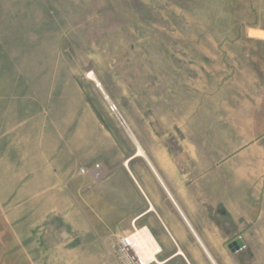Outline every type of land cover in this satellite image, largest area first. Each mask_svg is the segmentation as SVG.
I'll use <instances>...</instances> for the list:
<instances>
[{"label":"rangeland","instance_id":"1","mask_svg":"<svg viewBox=\"0 0 264 264\" xmlns=\"http://www.w3.org/2000/svg\"><path fill=\"white\" fill-rule=\"evenodd\" d=\"M131 140L162 214L181 228L160 180L223 264H264V0H0V264H120L110 236L147 208ZM135 225L174 250L154 214Z\"/></svg>","mask_w":264,"mask_h":264},{"label":"crops","instance_id":"2","mask_svg":"<svg viewBox=\"0 0 264 264\" xmlns=\"http://www.w3.org/2000/svg\"><path fill=\"white\" fill-rule=\"evenodd\" d=\"M92 82L95 83L94 81H92ZM97 86L99 88H101L100 87L101 86L100 84L97 85ZM28 157H29V162L28 163H30V162L33 163V162H36L37 161V164H38L39 163L38 161L40 160L39 157L41 158V153H40V156L37 155V157H35V156H33V155H31L29 153L28 154ZM137 157H140V156H137ZM144 159H146L148 161V163L150 164L149 167L152 170H154L153 166L151 165V161H149V159H148V157H147L146 154H145V158ZM122 165L124 166V164H122ZM124 168H125L126 172L128 173V175L130 176V178L133 181V183L139 189L140 194H141V198L147 204V208L144 211L140 212L137 215V217L135 216L134 219H136V218L139 219L140 217H143L144 215H147V213L154 214L155 218L157 219V221L161 225L164 233L166 234V236L169 238L170 242L172 243V246H173V249L174 250L171 251L167 256H165V258H163V260H161L163 262L162 264H167V263H169V262H171V261H173L175 259H179L180 264H200L196 259L193 258V260H192L190 258L189 254H188L190 252L188 251V248L186 246V240L184 239V233L182 232L181 228L187 229V232L191 235V240H193L192 242L193 243L195 242L198 245V248H199V250H200L203 258L206 260V262H208L209 264H223L221 262V260L218 259L215 256L213 250L211 249V245L214 246L215 243H216V239L213 238V236H214L213 235L214 234L213 233L214 229H212V227H211L212 225L209 222L210 220H209V218H207V214L205 212H203L202 209H200V211H202V213L206 217L201 216V214H200V219L201 220H199V224H198L197 221H195L193 218H191V216L189 215V213L187 212V210L185 209V207L183 206V204L181 203V201L177 200L178 198H177L175 192L173 190H170L160 180L162 182V184H163L164 187L160 183H159V186H160V188H161V190H162V192H163V194L165 196V199L169 202V206H170L169 209H171L172 211H174L177 214V217L180 220L179 221L180 222V226H181V228H180L179 225H177V223H175V221H171V220L168 219V216L167 215L165 216V212L166 211L161 210L163 212V214L160 212L159 208L157 207L156 200L154 201L150 196H148L144 192L143 187L138 183V180H136L135 174L132 172V170H130V168L128 166H124ZM34 170H35V167H33L32 171H34ZM79 174L81 175L80 172L78 173V175ZM154 176H156V175H154ZM217 205L218 206H217V208L215 210V213L216 214H219L220 217L222 216L223 218L227 219L228 221H231V225H232L231 228H233V230L232 231H229V226L224 225L222 223H217V222H215L213 220V225L218 229L217 230V237L216 238H218V234L219 233L222 234V237H221V238H223L222 240H225V242L227 241L226 245H229L228 246V249L231 252L230 255H232L233 257H235V255H233V253H237V252L241 251L242 248H243V246H242V247H239V249H236L234 246H230L231 245L230 244L231 241H233L231 239L230 233L231 232L234 233V231H235V229H234L233 226L236 224V220L233 218L234 216L231 215L227 211V209L224 206V203H222L219 199H218V204ZM150 208H152V209L149 210ZM160 214L162 215V217L164 215V218H162ZM136 220H135V222H136ZM191 225H192V227H191ZM144 226L150 232V230L148 229V227L146 225H144ZM199 227H201V231L199 230ZM126 230H128V229H126ZM123 231H125V230H122L120 233H122ZM115 234H119V233H115ZM150 234H151V232H150ZM112 235H114V234H112ZM112 235L110 237H112ZM204 238H206L209 241L210 246L205 242V239ZM218 239L220 240V238H218ZM239 239L240 238H238L237 240L240 242V244H244L241 241V239L240 240ZM222 240L220 241V243H222ZM161 250H162V248H161ZM234 259L237 260V256ZM238 259H240V260L237 261L238 264H241V263L244 262L242 260V258L238 257ZM236 260H235V263L237 264Z\"/></svg>","mask_w":264,"mask_h":264},{"label":"built area","instance_id":"3","mask_svg":"<svg viewBox=\"0 0 264 264\" xmlns=\"http://www.w3.org/2000/svg\"><path fill=\"white\" fill-rule=\"evenodd\" d=\"M80 173L88 174V171L81 169ZM138 231L144 235V241L147 238L146 244L151 243L148 237H146L148 234L155 243L154 246L157 248L153 254L145 252L146 249L143 239L136 235ZM112 238L111 251L116 256L120 264H159L156 257L162 252L161 247L145 226H136L135 221H133L130 229L119 234H114L112 235Z\"/></svg>","mask_w":264,"mask_h":264},{"label":"bare ground","instance_id":"4","mask_svg":"<svg viewBox=\"0 0 264 264\" xmlns=\"http://www.w3.org/2000/svg\"><path fill=\"white\" fill-rule=\"evenodd\" d=\"M86 77H87V79H89V80H91V81H94L95 82V86L98 88V90L100 91V93L102 94V93H104V92H102L101 91V89L97 86V85H99V82H98V80L96 79V76H95V74L92 72V71H90V70H88L87 72H86ZM101 87V86H100ZM105 94V93H104ZM106 95V94H105ZM107 97V96H106ZM108 98V97H107ZM119 118H120V116H119ZM121 120V119H120ZM123 121V120H122ZM123 126V125H122ZM124 128V127H123ZM124 130L125 131H127L126 130V127L124 128ZM128 135V134H127ZM129 138H134V136H133V134L130 132V137ZM132 142H133V144L135 145V147H136V149H135V152H134V154L132 155V156H130L129 158H128V160L127 161H125L123 164L125 165V164H127V162L128 161H130L129 159H131L132 157H136V156H140V157H142L143 159L145 158V153H144V151L141 149V147L139 146V144H135L134 143V141L136 142V143H138L137 142V140L134 138V141L133 140H131ZM147 161V160H146ZM145 161V162H146ZM152 208H150L149 210H151ZM137 219V218H136ZM136 219H134L133 221H135ZM191 227H192V225H191ZM145 231V230H144ZM143 232V231H142ZM139 238H141V239H143V241H144V235H142L141 233H140V231H138L137 232V234H136ZM146 237H148V239H149V241L151 242L150 244H146V241H147V238L145 239V241H144V243H145V249H146V253H150V254H153L154 253V251L156 250V248L157 247H155L154 245H155V243L152 241V239H151V237H149V234L146 236ZM137 238V237H136ZM158 262H159V264H162L163 262L162 261H160V260H158Z\"/></svg>","mask_w":264,"mask_h":264},{"label":"water","instance_id":"5","mask_svg":"<svg viewBox=\"0 0 264 264\" xmlns=\"http://www.w3.org/2000/svg\"><path fill=\"white\" fill-rule=\"evenodd\" d=\"M133 158H134V157H132L131 159H133ZM131 159H129V160H131ZM144 160L146 161V159H144ZM146 163L148 164V166H150V164L148 163V161H146ZM127 165H128V162H127V164H125L124 166H127ZM160 184L163 186V184H162L161 181H160ZM163 187H164V186H163ZM237 242H238V240L234 241L233 243H231L230 246H234ZM240 245H241V244H239L238 246H235V248H236V249H239Z\"/></svg>","mask_w":264,"mask_h":264},{"label":"flooded vegetation","instance_id":"6","mask_svg":"<svg viewBox=\"0 0 264 264\" xmlns=\"http://www.w3.org/2000/svg\"><path fill=\"white\" fill-rule=\"evenodd\" d=\"M218 212H219V211H218ZM221 212H222V211H221ZM239 244H240V242L238 241V242L234 245V247H235V246H238ZM242 246H243V245L241 244L240 247H242Z\"/></svg>","mask_w":264,"mask_h":264}]
</instances>
